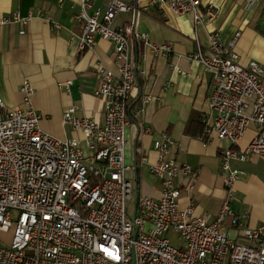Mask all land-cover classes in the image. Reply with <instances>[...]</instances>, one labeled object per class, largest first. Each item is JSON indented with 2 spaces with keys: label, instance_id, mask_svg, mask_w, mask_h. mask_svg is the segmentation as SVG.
Instances as JSON below:
<instances>
[{
  "label": "built area",
  "instance_id": "built-area-1",
  "mask_svg": "<svg viewBox=\"0 0 264 264\" xmlns=\"http://www.w3.org/2000/svg\"><path fill=\"white\" fill-rule=\"evenodd\" d=\"M201 2L149 4L190 14L196 30L202 20ZM79 6L74 14L81 25L79 49H89L96 35L114 44L117 72L98 67L100 82L94 90L103 99V121L75 116L74 105L63 112V122L83 134L84 149L76 138L61 139L40 128L28 81L20 87L22 106L8 107L0 98V264H264V223L247 226L229 207L233 185L242 174L229 160L264 155V63L241 64L233 49L236 37L224 45L217 32L210 33V54L205 55L194 36L189 58L200 62L212 81L211 113L201 119L206 135L234 145L250 124L255 125L254 135L240 151L220 147L225 195L215 218L207 220L193 213L192 202L179 207L182 190L193 189L197 169L169 157L173 139L163 133L153 143L157 159L149 166L162 185L160 197H138L135 213L129 215L127 201H133V190L125 175L129 166L123 161L124 130L153 97L143 94L139 106L129 109L130 92L143 71L129 54L130 26L112 27L111 22L117 13L137 10V5L108 0L101 19L100 9L88 12L90 0H80ZM31 16L13 11L0 17V25L25 24ZM138 39L148 43L147 34ZM151 48L170 50L167 44ZM141 159L147 160L145 155ZM225 221L234 227L235 237L223 229ZM168 232L181 245H172Z\"/></svg>",
  "mask_w": 264,
  "mask_h": 264
},
{
  "label": "crops",
  "instance_id": "crops-1",
  "mask_svg": "<svg viewBox=\"0 0 264 264\" xmlns=\"http://www.w3.org/2000/svg\"><path fill=\"white\" fill-rule=\"evenodd\" d=\"M79 1L0 0V17L13 11L32 15L25 24L0 25V98L8 107L22 106L20 87L28 81L31 106L40 114V128L61 139L76 138L85 149L83 134L64 123L62 114L74 105L75 116L102 123L103 99L94 95L100 82L98 67L114 73L117 67L114 44L108 39L96 35L89 49H79L81 25L74 18ZM107 1L90 0L88 12L100 9L101 19ZM125 1L134 2L137 10L117 13L111 26H130L129 54L143 71L130 92L129 109L139 106L141 95L153 97L137 117H130L124 130L127 143L123 161L129 166L125 175L132 182V204L135 193L138 197H160L162 185L149 166L157 159L153 143L166 132L173 139L169 157L197 169L193 189L190 193L182 190L179 207L192 202L195 215L213 220L225 195L220 147L240 151L253 137L255 125L250 124L234 145L206 135L201 119L211 113V75L189 54L195 49V36L203 54L209 55L208 35L217 32L224 45L236 37L233 49L241 64L249 60L264 63V0H202V20L196 30L190 14H177L165 4H149L150 0ZM208 10L213 16L206 13ZM141 34H147L148 43L138 39ZM152 44H167L170 50L153 51ZM143 155L146 161H142ZM229 163L242 171L233 185L229 207L247 226L264 223V155L232 158ZM179 179L183 185V176ZM223 229L236 236L227 221Z\"/></svg>",
  "mask_w": 264,
  "mask_h": 264
},
{
  "label": "rangeland",
  "instance_id": "rangeland-1",
  "mask_svg": "<svg viewBox=\"0 0 264 264\" xmlns=\"http://www.w3.org/2000/svg\"><path fill=\"white\" fill-rule=\"evenodd\" d=\"M133 195V194H132ZM133 209V204L132 201H127V214H131ZM167 237L169 238V241L172 245L178 247L179 245H181V240L172 232H168L167 233ZM4 239L8 240L9 239V235L4 236Z\"/></svg>",
  "mask_w": 264,
  "mask_h": 264
},
{
  "label": "water",
  "instance_id": "water-1",
  "mask_svg": "<svg viewBox=\"0 0 264 264\" xmlns=\"http://www.w3.org/2000/svg\"><path fill=\"white\" fill-rule=\"evenodd\" d=\"M137 198H138V196H137V194L135 193V195H134V207H133L132 214L135 213V207H136V204H137Z\"/></svg>",
  "mask_w": 264,
  "mask_h": 264
}]
</instances>
